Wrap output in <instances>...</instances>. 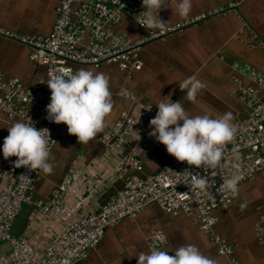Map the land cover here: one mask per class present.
I'll return each instance as SVG.
<instances>
[{"label":"crops","instance_id":"1","mask_svg":"<svg viewBox=\"0 0 264 264\" xmlns=\"http://www.w3.org/2000/svg\"><path fill=\"white\" fill-rule=\"evenodd\" d=\"M59 5L60 0H0V28L19 37H47L57 21ZM159 15L169 21V27L190 25L163 40L143 45L140 71H123L116 64H103L99 68L74 65V70L91 68L109 76L113 110L106 117L103 131L87 143H79L76 136L68 133L67 125L61 123L62 136L50 159L54 171L48 176L41 172L35 200L51 201L56 189L76 169H83L90 182L105 175L107 166L99 161L104 151L100 138L115 125L124 110L133 108L129 96L156 110L160 99L171 96L173 101L182 102L192 115H202L205 111L214 115L231 112L233 123L248 117L246 104L235 95L240 85L255 86L246 74L239 72V67L248 65L264 74V0H194L187 19L173 16L170 8L161 10ZM115 31L134 41L149 37L127 16ZM30 52L29 47L0 36V72L6 79L18 78L25 87L37 85L46 68L32 61ZM191 75H197L205 85L195 103L184 99L186 90L180 88V82ZM32 112L35 116L39 114L38 109L32 108ZM16 120L19 119L7 117L0 107V146L8 135L7 124ZM131 144L125 148L124 155L133 148ZM141 155L143 171L129 175H151L174 157L157 141ZM15 158L5 159L0 151V168ZM123 187L121 180L101 182L97 189L87 193L88 201L79 216L106 205ZM263 214L264 181L259 176L239 188L230 207L215 212L218 218L215 231L234 247L232 257L220 255L218 247L192 218L151 206L138 218L109 229L83 264H137L133 256L149 250V239L155 231L166 234L169 254L181 245L193 244L217 264H264V245L255 236L256 227L263 223ZM45 216L36 207L26 206L16 223L15 235L28 237L39 248L45 247L63 228L56 220H45Z\"/></svg>","mask_w":264,"mask_h":264},{"label":"built area","instance_id":"2","mask_svg":"<svg viewBox=\"0 0 264 264\" xmlns=\"http://www.w3.org/2000/svg\"><path fill=\"white\" fill-rule=\"evenodd\" d=\"M142 10V0H60L57 21L47 37H19L0 28V36L29 47L30 59L46 68L45 75L34 87H25L18 78L8 80L0 72L3 113L12 120L24 119L37 128H48L52 153L61 139L62 125L46 118V106L51 96L46 83L50 74H58L61 69L74 72V65L99 68L103 64H116L123 71H140L143 45L163 40L190 25L177 24L163 32L147 30L136 23L135 18ZM126 16L149 34L146 40L134 41L116 33V26ZM239 70L255 86L240 85L235 95L250 109V114L247 120L234 123V138L223 147L228 168H196L174 158L151 175H129L143 171L141 154L156 142L149 133L152 131L150 120L157 110L139 104L132 96L129 98L134 102L133 108L124 110L115 125L100 138L104 151L99 161L107 166L101 179L90 182L83 169H76L56 189L52 200L44 202L35 200L40 170L16 168L13 162L17 158L1 167L0 264H83L109 229L125 220L138 218L151 206H159L169 214L184 213L192 218L218 246L220 255L232 257L235 253L232 245L220 236L208 235L217 222L213 214L227 209L234 199L224 189L223 182L233 173L242 177L239 188L257 176L264 178V74L248 65L239 67ZM32 108L39 110L37 116ZM129 144L133 148L124 155ZM234 151L239 154L238 168L232 167ZM194 174L207 180L205 190L192 186ZM111 179L123 181V189L106 205L79 216L88 201L87 193ZM26 206L36 207L46 215L45 220H56L63 226L43 248L35 246L28 237L15 235L16 223ZM260 230L264 231V228L257 230V236L264 244ZM166 241L164 232L155 231L149 239V248L165 250Z\"/></svg>","mask_w":264,"mask_h":264},{"label":"clouds","instance_id":"3","mask_svg":"<svg viewBox=\"0 0 264 264\" xmlns=\"http://www.w3.org/2000/svg\"><path fill=\"white\" fill-rule=\"evenodd\" d=\"M142 7L136 23L147 30L163 32L169 27V21L160 18V11L170 8L173 16L187 19L193 11L194 0H142ZM46 84L51 92L46 106V118L50 122L66 124L68 133L76 136L79 143H87L103 131L106 117L113 110L110 78L106 73L91 68H79L74 72L61 69L58 74H50ZM204 87L197 75L180 82L181 90H186L184 99L192 103ZM156 108V115L150 120L152 131L149 135L165 145L170 155L196 168L229 167L223 147L233 140L236 131L231 112L214 115L205 111L202 115H192L182 102L173 101L171 96L160 99ZM7 131L0 146L5 159L16 157L13 162L16 168L40 170L45 176L53 173L48 128H37L19 119L7 124ZM232 156V167L238 168L239 154L234 151ZM241 179L237 173L230 174L223 182L224 189L236 196ZM191 184L203 191L207 180L194 174ZM133 257L137 264H217L193 244L181 245L173 254L162 248H149Z\"/></svg>","mask_w":264,"mask_h":264},{"label":"rangeland","instance_id":"4","mask_svg":"<svg viewBox=\"0 0 264 264\" xmlns=\"http://www.w3.org/2000/svg\"><path fill=\"white\" fill-rule=\"evenodd\" d=\"M143 40H146V39H143ZM235 68H236V67H235ZM239 72H241V71L239 70ZM241 73H242V72H241ZM246 77H247V75H246ZM247 78H248V77H247ZM247 86H249V85H247ZM251 87H252V86H251ZM237 100H238V99H237ZM247 108H248V107H247ZM248 110H249V112H248V117H247L246 119H244V120H238L237 122H239V121H245V120H247V119L249 118L250 109L248 108ZM59 142H60V140H59ZM59 142H58V143H59ZM57 145H58V144H57ZM55 148H56V147H55ZM55 148H54V149H55ZM54 149H53V150H54ZM52 152H53V151H52ZM51 154H52V153H51ZM174 158H175V157H173L172 160H173ZM171 162H172V161H171ZM171 162H170V163H171ZM170 163H169V164H170ZM166 166H167V165H166ZM163 168H164V167H163ZM161 169H162V168H161ZM161 169H159V170H161ZM159 170H158V171H159ZM158 171H157V172H158ZM257 177H259V176H257ZM257 177L253 178L252 180L256 179ZM261 179L264 181V178L261 177ZM252 180H251V181H252ZM248 182H249V181H248ZM242 185H243V184H242ZM242 185H241V186H242ZM241 186H240V187H241ZM231 205H232V203L229 205V207H230ZM225 210H226V209H225ZM213 215H214V217L216 218V221H217V222H216L214 228L212 229V232H211L210 234H208V235L215 234L216 236H220V234H218V233L215 231V227H216L217 224H218V218L215 216V213H214ZM262 218H263V221H264V214L262 215ZM259 228H264V222L261 223V224H259V226H257L256 229H255V236L257 237L258 241H259V238H258V236H257V230H258ZM260 233H262V234L264 235V231H263V230H260ZM206 236H207V235H206ZM220 237H221V236H220ZM263 237H264V236H263ZM167 241H168V240H167ZM167 241H166V242H167ZM224 241H225V240H224ZM225 242H226V241H225ZM259 242H260V241H259ZM260 243H261V242H260ZM213 244H214V243H213ZM263 245H264V244H263ZM217 247H218V246H217ZM165 250H166V247H165ZM218 251H219V249H218ZM234 252H235V249H234ZM219 253H220V252H219ZM234 254H235V253H234Z\"/></svg>","mask_w":264,"mask_h":264},{"label":"trees","instance_id":"5","mask_svg":"<svg viewBox=\"0 0 264 264\" xmlns=\"http://www.w3.org/2000/svg\"><path fill=\"white\" fill-rule=\"evenodd\" d=\"M233 203V202H232Z\"/></svg>","mask_w":264,"mask_h":264}]
</instances>
